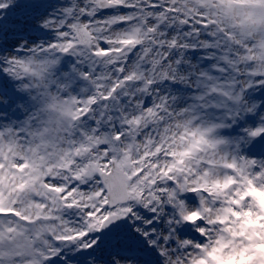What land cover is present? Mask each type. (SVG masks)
Returning a JSON list of instances; mask_svg holds the SVG:
<instances>
[{"label": "snow or ice", "instance_id": "snow-or-ice-1", "mask_svg": "<svg viewBox=\"0 0 264 264\" xmlns=\"http://www.w3.org/2000/svg\"><path fill=\"white\" fill-rule=\"evenodd\" d=\"M0 264H264V0H0Z\"/></svg>", "mask_w": 264, "mask_h": 264}]
</instances>
